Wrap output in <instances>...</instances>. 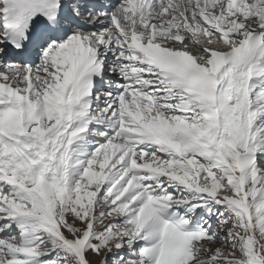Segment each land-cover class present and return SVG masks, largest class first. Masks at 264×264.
I'll use <instances>...</instances> for the list:
<instances>
[{
    "label": "snow or ice",
    "instance_id": "snow-or-ice-1",
    "mask_svg": "<svg viewBox=\"0 0 264 264\" xmlns=\"http://www.w3.org/2000/svg\"><path fill=\"white\" fill-rule=\"evenodd\" d=\"M0 264H264V0H0Z\"/></svg>",
    "mask_w": 264,
    "mask_h": 264
}]
</instances>
